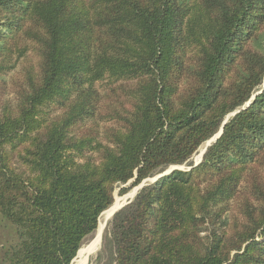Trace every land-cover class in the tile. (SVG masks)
Segmentation results:
<instances>
[{"label": "trees", "instance_id": "1", "mask_svg": "<svg viewBox=\"0 0 264 264\" xmlns=\"http://www.w3.org/2000/svg\"><path fill=\"white\" fill-rule=\"evenodd\" d=\"M180 165L92 264H264V0H0V264H70Z\"/></svg>", "mask_w": 264, "mask_h": 264}, {"label": "rangeland", "instance_id": "2", "mask_svg": "<svg viewBox=\"0 0 264 264\" xmlns=\"http://www.w3.org/2000/svg\"><path fill=\"white\" fill-rule=\"evenodd\" d=\"M104 85H105L104 82H98V83L95 84V87L98 88L101 91L105 87ZM202 149L203 148L201 147L198 150V152L193 155V157H192V161L193 162L199 161L200 152L202 151ZM177 167L182 169V168H185L186 166L180 165V166H177ZM170 168H172V167H170ZM170 168H168V169H170ZM168 169H166V170H168ZM153 177H151V178H153ZM151 178H148L147 180H145L144 183H146V182L147 183H151L152 182ZM125 186L129 187V190L126 193H124V194L119 193L120 187H116L115 188L114 201H113V203L110 206H113L116 203H120V205H121V204L127 202L129 199L134 197L135 193L139 189V185L131 187L129 183H126ZM101 218L102 217H100V215H99V219H101ZM109 220H110V217L107 218V219H104V228H103V231H102V234H101V240H100L99 244L95 247V249H93L92 252L87 255V259H86L85 264H92L93 263V261L95 259V255H96V253L98 252V250H99V248L101 246L102 237H103V235L105 233V230H106V227H107V223H108ZM94 233H95V231L92 234H90L89 236H87L85 238V240L83 241V243L81 244V246L83 245L84 248H87L90 245L91 241H92ZM13 236H14V228H13V226L9 222H7L6 220H3V219L0 218V242H3L4 240L9 239L10 237L12 238ZM76 256H77V254L75 255L74 259L71 261L70 264H79L80 259L79 258L77 259ZM82 259H83V257L81 258V260Z\"/></svg>", "mask_w": 264, "mask_h": 264}, {"label": "bare ground", "instance_id": "3", "mask_svg": "<svg viewBox=\"0 0 264 264\" xmlns=\"http://www.w3.org/2000/svg\"><path fill=\"white\" fill-rule=\"evenodd\" d=\"M120 206V203H116L113 206H110L109 208H107L106 210H104L101 214L100 217H102L101 219H99L98 221V226L97 229L95 230V233L93 235L92 241L90 243V245L87 248H84L83 245L79 248L78 252H77V259L79 258V264H85L86 259H87V255L89 253L92 252L93 249H95V247L99 244L100 240H101V234L104 228V219H107L111 216L112 212L115 211L118 207ZM83 257V259L81 260V258Z\"/></svg>", "mask_w": 264, "mask_h": 264}, {"label": "water", "instance_id": "4", "mask_svg": "<svg viewBox=\"0 0 264 264\" xmlns=\"http://www.w3.org/2000/svg\"><path fill=\"white\" fill-rule=\"evenodd\" d=\"M221 132H222V126H221L220 130H219V131H218V132H217L212 138H210V139L205 143V146L203 147L202 151L200 152V157L202 156V154H203V152L205 151L206 147H207L211 142H213V141H214V140H215V139L221 134ZM197 162H198V161H197ZM197 162H194V164H196ZM173 169H181V168H179V167H177V166H172V168H170V169H168V170H165L164 172H162V173H160V174H157V175H155L153 178H151L152 182L155 181L157 178L161 177L162 175H164V174L170 172V171L173 170ZM146 180H147V179H146ZM144 181H145V180H144ZM144 181H143L142 183L139 184V189H138V191H139L144 185L147 184V182L144 183ZM138 191H137V192H138ZM137 192H136V193H137ZM136 193H135V195H136ZM135 195H134V196H135ZM133 198H134V197H133ZM133 198H131V199H129L127 202L121 204V205H120L115 211L112 212L110 218L113 216V214H114L118 209H120L122 206H124L125 204L129 203L130 201H132ZM101 213H102V212H101ZM72 260H73V259H72Z\"/></svg>", "mask_w": 264, "mask_h": 264}]
</instances>
